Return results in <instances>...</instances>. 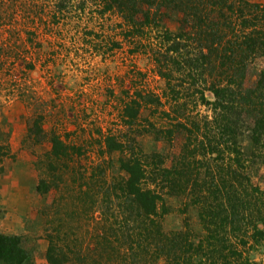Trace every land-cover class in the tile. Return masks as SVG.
<instances>
[{
    "label": "rangeland",
    "instance_id": "1",
    "mask_svg": "<svg viewBox=\"0 0 264 264\" xmlns=\"http://www.w3.org/2000/svg\"><path fill=\"white\" fill-rule=\"evenodd\" d=\"M95 1L0 0V233L18 236L35 264H48L47 232L56 236L60 230L62 249L68 256L82 242L91 247L100 220L96 181L104 174L107 181L125 175L120 159L137 155L143 160L136 153L134 139L142 151L160 153L167 163L184 141L180 133L167 142L144 132L150 128L144 117L158 126L171 125L176 105L173 113L172 103H163L161 108L154 102H141L145 95L163 102L166 81L148 52L135 50L130 40H124L125 20L114 11L100 16ZM244 1L264 7V0ZM166 10L160 8L162 27L178 33L184 25L182 14ZM185 31L189 32L183 30L181 38L186 46L177 55L182 66L194 56L185 51L194 52L201 45L191 28ZM177 59L168 62L167 68L174 71ZM262 70L264 59L254 60L248 68L247 85H254ZM180 75L176 72L174 77ZM205 96L212 100L208 91ZM182 98L187 105L181 108L190 118L211 116L209 107L195 108L192 97ZM133 100L147 106L141 107L130 128L121 112ZM162 109L170 111L168 117L162 115ZM251 117L244 118L237 139L252 181L264 191V164L262 158H255L264 157V152L253 155L247 130ZM54 138L60 141L57 155L51 154ZM121 141L126 152L109 148ZM128 145L134 149L129 150ZM79 169L83 175L92 174L93 186L83 184ZM49 171L54 175L48 177ZM41 179H46L48 191L36 190ZM164 205L165 232L185 227L201 232L196 211L184 196L167 197ZM250 258L255 264H264V245L251 252Z\"/></svg>",
    "mask_w": 264,
    "mask_h": 264
},
{
    "label": "trees",
    "instance_id": "2",
    "mask_svg": "<svg viewBox=\"0 0 264 264\" xmlns=\"http://www.w3.org/2000/svg\"><path fill=\"white\" fill-rule=\"evenodd\" d=\"M95 3L100 16L114 11L125 20L124 40H130L135 50L148 52L157 73L166 81L163 102L153 95L143 96L141 102H154L155 107L161 108L163 103L168 106L172 103L171 111L177 113L170 118L173 121L168 127L144 117L143 122L150 126L144 132L167 142L181 134L184 141L167 163L160 153L142 151L134 139L136 153L142 154L143 160L136 154L120 159L126 176L107 181L104 174L96 181L100 189V220L91 247L82 242L68 256L62 249L60 230H56V236L47 232L46 262L255 264L250 254L264 245V191L252 181L237 137L245 126L244 118L252 116L247 130L253 155L264 152V70L254 85L246 82L250 64L264 59V7L244 0H96ZM161 7L182 14V30L171 33L162 27ZM188 27L199 37L201 45L194 52L185 51V55L194 56L182 66L177 55L186 46L182 45L181 34L183 30L184 34L189 32L190 29L185 31ZM175 58L177 67L172 71L167 63ZM176 72L180 77H174ZM206 91L212 100L205 96ZM183 95L192 97L195 108L209 107L211 116L196 114L194 119L190 118L181 108L187 105ZM141 102L133 100L123 106L121 119L130 128L138 120L141 107L147 106ZM169 113L162 111L166 117ZM51 142V154L57 155L56 145L60 141L54 138ZM115 144L116 147L108 146L126 152L123 141ZM134 148L128 145L129 150ZM2 156L0 153V162ZM255 158H262L264 164V157ZM48 174L54 175L50 171ZM77 174L83 184L93 186L92 174L83 175L80 169ZM48 188L46 179L36 186L38 192ZM180 196L195 209L200 233L186 227L181 231L163 230L165 200ZM115 199H120L119 203L115 204ZM184 225L188 226L186 222ZM0 264L35 262L18 236L0 233Z\"/></svg>",
    "mask_w": 264,
    "mask_h": 264
}]
</instances>
